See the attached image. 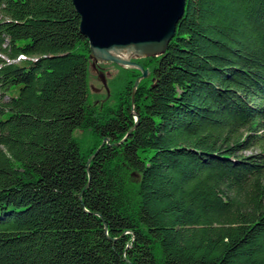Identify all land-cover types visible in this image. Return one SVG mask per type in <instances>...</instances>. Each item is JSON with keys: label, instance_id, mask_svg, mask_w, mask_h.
Wrapping results in <instances>:
<instances>
[{"label": "trees", "instance_id": "obj_1", "mask_svg": "<svg viewBox=\"0 0 264 264\" xmlns=\"http://www.w3.org/2000/svg\"><path fill=\"white\" fill-rule=\"evenodd\" d=\"M78 27L0 0V264H264V0H184L97 103Z\"/></svg>", "mask_w": 264, "mask_h": 264}, {"label": "water", "instance_id": "obj_2", "mask_svg": "<svg viewBox=\"0 0 264 264\" xmlns=\"http://www.w3.org/2000/svg\"><path fill=\"white\" fill-rule=\"evenodd\" d=\"M78 30L87 40L90 58L146 71L132 61L115 59L112 49L131 48L134 57H155L166 48L183 14L184 0H71Z\"/></svg>", "mask_w": 264, "mask_h": 264}, {"label": "rangeland", "instance_id": "obj_3", "mask_svg": "<svg viewBox=\"0 0 264 264\" xmlns=\"http://www.w3.org/2000/svg\"><path fill=\"white\" fill-rule=\"evenodd\" d=\"M137 58L139 57L132 56L130 57L129 61H132ZM92 61L94 60L92 59ZM102 63L103 62H96L95 60L94 63H91L88 69V89L91 99L94 103L100 102L105 97L106 84L108 86V83L111 80V78L118 72V70L112 65H108V64L101 65ZM118 67L122 69L131 68L129 66H118ZM5 99H6L5 97L0 96V102L5 101ZM257 152L258 149L253 148L243 152V155H250Z\"/></svg>", "mask_w": 264, "mask_h": 264}, {"label": "bare ground", "instance_id": "obj_4", "mask_svg": "<svg viewBox=\"0 0 264 264\" xmlns=\"http://www.w3.org/2000/svg\"><path fill=\"white\" fill-rule=\"evenodd\" d=\"M115 59H119L121 61H127L130 57L134 56L131 48H123V49H112L108 52Z\"/></svg>", "mask_w": 264, "mask_h": 264}]
</instances>
